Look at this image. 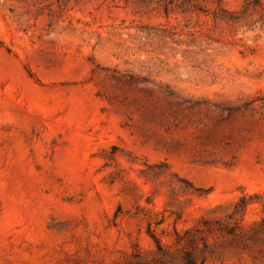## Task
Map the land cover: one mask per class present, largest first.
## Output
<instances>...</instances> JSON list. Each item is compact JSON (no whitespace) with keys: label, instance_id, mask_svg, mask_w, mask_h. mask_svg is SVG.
Instances as JSON below:
<instances>
[{"label":"rangeland","instance_id":"obj_1","mask_svg":"<svg viewBox=\"0 0 264 264\" xmlns=\"http://www.w3.org/2000/svg\"><path fill=\"white\" fill-rule=\"evenodd\" d=\"M0 264H264V0H0Z\"/></svg>","mask_w":264,"mask_h":264}]
</instances>
